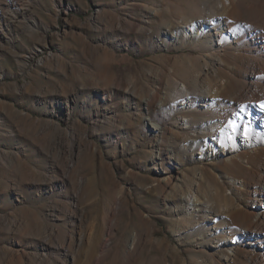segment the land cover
<instances>
[{"label":"rangeland","instance_id":"obj_1","mask_svg":"<svg viewBox=\"0 0 264 264\" xmlns=\"http://www.w3.org/2000/svg\"><path fill=\"white\" fill-rule=\"evenodd\" d=\"M229 1L0 0V264H264V0Z\"/></svg>","mask_w":264,"mask_h":264},{"label":"bare ground","instance_id":"obj_2","mask_svg":"<svg viewBox=\"0 0 264 264\" xmlns=\"http://www.w3.org/2000/svg\"><path fill=\"white\" fill-rule=\"evenodd\" d=\"M229 4H230V1L229 0H226ZM219 9V8H218ZM210 29H212V27H215V20H212L211 22H210ZM206 31V30H205ZM208 31V30H207ZM206 31V32H207ZM208 33V32H207ZM210 33V32H209ZM219 34V33H218ZM197 35L198 36H192V37H194V38H196V37H199V33L197 32ZM209 38H207V39H211L212 40V43L213 42H215V40L214 39H212V35L211 34H208L207 35ZM219 45H220V43H219ZM221 46V45H220ZM188 93V89H187V87L186 86H183V88H181V90L179 91V92H177V95H176V97H182L184 94H187ZM208 98H210L211 96H207ZM262 98L264 99V92H262ZM176 99V98H175ZM204 102V101H203ZM149 104H150V101L149 102H147L146 103V105L147 106H149ZM192 105V101H191V97H188V99H185V100H182V103H181V106H182V108L183 109H190V107H192L191 106ZM187 123H185L184 122V124L185 125H189V121H186ZM152 125V127L154 128V129H156V130H160L162 127L159 125V124H157V123H152L151 124ZM209 128H212V130H214V126H213V124L212 123H210L209 124ZM212 133H214V134H217L218 133V131L217 130H215L214 132H212ZM218 141V137H216V136H212L210 139H209V142H207V149L208 150H212V149H216L215 147H216V142ZM192 143V142H191ZM250 145H251V142L249 143H247L245 146L246 147H250ZM236 184H238V183H234V185L233 186H236ZM235 189V188H234ZM197 199V198H196ZM186 203H187V205H188V207L191 209H194L195 207H194V204L196 203V201H195V199H192V197L189 195L186 199ZM195 202V203H194ZM196 209V208H195ZM199 211H200V209H199ZM225 230H223V229H220V228H218L217 229V233L218 234H225ZM224 241V240H223Z\"/></svg>","mask_w":264,"mask_h":264}]
</instances>
